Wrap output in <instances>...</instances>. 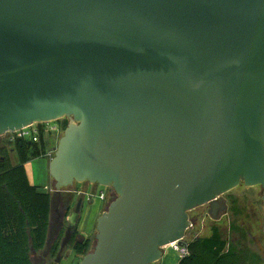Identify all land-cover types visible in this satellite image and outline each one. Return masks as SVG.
I'll use <instances>...</instances> for the list:
<instances>
[{
	"label": "water",
	"instance_id": "95a60500",
	"mask_svg": "<svg viewBox=\"0 0 264 264\" xmlns=\"http://www.w3.org/2000/svg\"><path fill=\"white\" fill-rule=\"evenodd\" d=\"M63 118L51 206L116 195L79 264H159L240 184L264 209V0H0V138Z\"/></svg>",
	"mask_w": 264,
	"mask_h": 264
},
{
	"label": "trees",
	"instance_id": "16d2710c",
	"mask_svg": "<svg viewBox=\"0 0 264 264\" xmlns=\"http://www.w3.org/2000/svg\"><path fill=\"white\" fill-rule=\"evenodd\" d=\"M38 142L0 138V264H33L32 255L43 250L50 226L51 195L30 184L25 165L45 153ZM15 153L17 164L10 155ZM90 246L76 250L85 255ZM33 252V253H32ZM245 261L219 230L211 228L208 237H196L187 243V255L178 264H260L248 250ZM53 256V255H52Z\"/></svg>",
	"mask_w": 264,
	"mask_h": 264
},
{
	"label": "rangeland",
	"instance_id": "374dc122",
	"mask_svg": "<svg viewBox=\"0 0 264 264\" xmlns=\"http://www.w3.org/2000/svg\"><path fill=\"white\" fill-rule=\"evenodd\" d=\"M37 127L42 129L38 125ZM62 135L63 133L53 140L49 139L45 141V144H39L38 148L41 151L44 150L45 153L38 154V158L33 159L25 165V171L30 184L39 187L41 191L47 192V189H50V192L52 191L53 182L49 177L48 171L51 159H49L46 154L49 150L57 146ZM4 137L9 138L8 135ZM11 158L14 165H16L18 162L16 156L12 155ZM96 195H98L97 192ZM261 195L262 190L260 187L248 188L243 184H240L238 187L225 194V197L234 204L233 210L236 212V218L233 219V221L230 217L229 219L221 218L218 221H213L205 215L207 213V206L191 211L189 215L194 222L193 227L186 233L185 241L195 237H208L211 234V228L215 227L220 231L222 238L228 244H231L233 240L236 239V235L234 234L235 231H240L244 235V244L249 248V251L254 252V254L259 257L260 264H264V209L262 207ZM94 201V210H96V212H93L88 219L87 227L84 232L85 236H87L90 241V249L87 253L91 251L95 242L96 220L102 212L107 209L109 204L107 203L105 207H103L102 204H98L99 200L97 196L94 198ZM233 226L235 230H233ZM68 251H70V249ZM67 254L69 256L68 260H61L60 264H79L81 258L84 256V254L76 255V253L71 251L70 253L67 252ZM39 258V255H35L33 262L38 261ZM54 258L53 256L52 259ZM179 260L178 253L167 247L163 249V255L159 260V264H178Z\"/></svg>",
	"mask_w": 264,
	"mask_h": 264
},
{
	"label": "flooded vegetation",
	"instance_id": "af4514ba",
	"mask_svg": "<svg viewBox=\"0 0 264 264\" xmlns=\"http://www.w3.org/2000/svg\"><path fill=\"white\" fill-rule=\"evenodd\" d=\"M69 123L70 120L63 118L48 124H37L41 128L44 127V125H48L51 130V134L47 137L41 136L39 142L41 143L49 139L53 140L57 138L64 132ZM96 192L98 195H96ZM50 193L52 196L54 193L53 188ZM100 194H103V197L102 199L98 198V204H102L103 207L116 197L112 190L104 187L101 188V186L97 185H90L88 183L75 184V186L64 188L61 194L54 196L51 229L48 232L47 240L41 251L39 260L33 262V264H60L61 260H68L69 256L67 252L70 253L71 251L78 255L76 250H81L85 245L90 246L89 238L85 236L84 232L87 227L88 219L93 212H96V210H94V198L96 196L98 197ZM219 202L223 203L222 206H224V210L219 211L215 219H212L209 206H207V213L205 215L213 221H218L221 218L229 219V217L233 221V219L236 218V212L233 210V202L228 200L225 195L219 199ZM73 214H76V217H74ZM71 220H73L72 223L70 222ZM190 221V228H192L194 220L190 218ZM233 230H235L234 226ZM234 234L236 235V239L233 240L231 244L227 243V248H236L241 254L242 261L244 262L245 257L248 255L249 248L244 244V235L240 231H235ZM188 241H185V238L183 240L186 251ZM69 249L70 251H68ZM52 255L55 257L54 259H52Z\"/></svg>",
	"mask_w": 264,
	"mask_h": 264
},
{
	"label": "built area",
	"instance_id": "2783aa9c",
	"mask_svg": "<svg viewBox=\"0 0 264 264\" xmlns=\"http://www.w3.org/2000/svg\"><path fill=\"white\" fill-rule=\"evenodd\" d=\"M50 134H51V130L48 125H44V127L40 129L37 127V124H35L30 127L24 128L20 131H16L14 133H7L6 135H8L9 140L11 141L21 140V141H27L33 144H37L41 136L47 137ZM46 155L49 159H51L53 156V149L49 150ZM102 197L103 194H100L98 196L99 199H102ZM167 247L177 252L179 259L183 258L187 254L186 247L184 245L178 246L176 243H173Z\"/></svg>",
	"mask_w": 264,
	"mask_h": 264
},
{
	"label": "crops",
	"instance_id": "0c3cea01",
	"mask_svg": "<svg viewBox=\"0 0 264 264\" xmlns=\"http://www.w3.org/2000/svg\"><path fill=\"white\" fill-rule=\"evenodd\" d=\"M12 155H15V153H11V157H12ZM16 156V155H15ZM10 157V158H11ZM11 162H12V158H11ZM12 164L14 165V163L12 162ZM41 191V190H40ZM47 192L46 193H49L50 194V189H47L46 190ZM42 192H45V191H42ZM52 210H53V205L51 206V219H50V226H49V231H50V229H51V223H52ZM48 231V232H49ZM40 253L41 252H39V253H35V255H39L40 256ZM35 255H32V260H34V257H35Z\"/></svg>",
	"mask_w": 264,
	"mask_h": 264
}]
</instances>
